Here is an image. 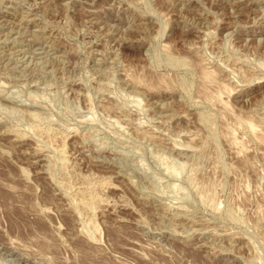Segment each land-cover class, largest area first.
I'll use <instances>...</instances> for the list:
<instances>
[{
  "label": "rangeland",
  "instance_id": "rangeland-1",
  "mask_svg": "<svg viewBox=\"0 0 264 264\" xmlns=\"http://www.w3.org/2000/svg\"><path fill=\"white\" fill-rule=\"evenodd\" d=\"M0 204V264H264V0H0Z\"/></svg>",
  "mask_w": 264,
  "mask_h": 264
},
{
  "label": "bare ground",
  "instance_id": "bare-ground-1",
  "mask_svg": "<svg viewBox=\"0 0 264 264\" xmlns=\"http://www.w3.org/2000/svg\"><path fill=\"white\" fill-rule=\"evenodd\" d=\"M12 201H13V200H12ZM10 203H11V202H10ZM11 204H12V203H11ZM0 205H1V204H0ZM6 205H7V204H6ZM3 206H5V205H3ZM3 206H2V208H3ZM11 206H12V205H11ZM4 208H5V207H4ZM12 208H14V207H12ZM6 209H7V208H6ZM6 209H5V210L3 209V211H7ZM16 209H17V208H16ZM19 211H20V210H19ZM21 211H22V210H21ZM21 211H20V212H21ZM9 212H10V210H9ZM11 212H12V211H11ZM24 212H25V211H24ZM7 213H8V212H7ZM7 213H6L7 216H11V213H10V214H7ZM25 213H26V215H27V212H25ZM3 214H4V213H3ZM11 217H12V216H11ZM17 217H18V216H17ZM23 217H24V216H23ZM23 217H22V218H23ZM6 218H7V217H6ZM25 218H26V217H25ZM6 220H8V219H6ZM11 222H12V221H11ZM39 224H40V222H39ZM11 225H12V224H11ZM16 225H17V224H16ZM41 227H42V226H41ZM8 228H9V227H8Z\"/></svg>",
  "mask_w": 264,
  "mask_h": 264
}]
</instances>
